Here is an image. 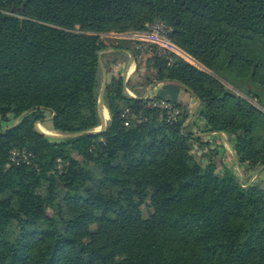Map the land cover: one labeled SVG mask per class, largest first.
Masks as SVG:
<instances>
[{
    "label": "trees",
    "instance_id": "16d2710c",
    "mask_svg": "<svg viewBox=\"0 0 264 264\" xmlns=\"http://www.w3.org/2000/svg\"><path fill=\"white\" fill-rule=\"evenodd\" d=\"M153 21L205 71L130 37ZM125 52L137 80L104 85L93 131L102 69ZM157 83L190 93L238 163L264 164V0H0V264H264V180L198 150L163 89L150 97L175 120L146 106Z\"/></svg>",
    "mask_w": 264,
    "mask_h": 264
},
{
    "label": "crops",
    "instance_id": "0c3cea01",
    "mask_svg": "<svg viewBox=\"0 0 264 264\" xmlns=\"http://www.w3.org/2000/svg\"><path fill=\"white\" fill-rule=\"evenodd\" d=\"M134 70H135L134 60L132 56L126 52L124 54L117 56L115 60L112 61L110 60V62H108L105 67H103L100 92H99L101 98L100 101L98 102V105H99V113L101 116V120L104 124L108 119L106 108L102 104V90L104 85L110 83L111 81L115 80L118 77L122 78L123 83L126 80H128L131 84H134L137 80L134 75ZM165 85L167 86V88L165 89H163L164 86L162 87V84L160 83L149 85L147 87H144V89L141 90V92L139 93H141L142 96L150 97L153 96L157 92V90L163 89L165 97H167L166 95H171L174 99V102L185 106V108L189 113V116L187 118L188 119L190 118V120L186 121V123L191 122V117L194 118L193 116H191V112L192 110H196L198 101L182 87L176 86L175 84L172 83H165ZM124 90L127 93V95L130 97H133L135 95L134 94L135 91L133 90H130L126 87H124ZM199 123L202 124V121H199ZM194 132L195 135L199 137V141L201 142L200 145H203L214 152L212 155L217 154L218 151L219 155H221L220 157L218 156V162L219 161L223 162L227 168H229L227 165L231 163L232 167L236 169L235 171L238 172L242 177V174L240 173V170H238V167L243 169L244 163H238L235 159V156L231 153V150L229 148L232 147V137L230 135L228 134L225 135L224 133H222L226 136L223 139L219 134L220 132H201L197 130H195ZM218 138L220 141L219 144H218ZM194 144L196 147L199 146V143L197 144L194 143ZM227 155L229 159H227ZM216 156L217 155H214L213 157L214 161H216L217 159ZM256 178L262 179L260 177H256Z\"/></svg>",
    "mask_w": 264,
    "mask_h": 264
},
{
    "label": "built area",
    "instance_id": "2783aa9c",
    "mask_svg": "<svg viewBox=\"0 0 264 264\" xmlns=\"http://www.w3.org/2000/svg\"><path fill=\"white\" fill-rule=\"evenodd\" d=\"M130 37L146 41L156 46L160 50H167L186 62H189V60L191 59V57L186 52H184L169 40L166 35V29L161 23H152L147 27L145 32L133 33L130 35ZM146 106L161 110L162 112H164L166 120L170 122H173L179 113V109L176 108L173 103L165 100L164 98L149 97L146 102ZM119 116L122 119L123 125H127L129 120H138L140 118L138 115H136L134 112L129 111L127 108H123ZM17 157H19L18 151L13 150L10 152V160L17 161ZM23 160H25V157L23 158Z\"/></svg>",
    "mask_w": 264,
    "mask_h": 264
},
{
    "label": "rangeland",
    "instance_id": "374dc122",
    "mask_svg": "<svg viewBox=\"0 0 264 264\" xmlns=\"http://www.w3.org/2000/svg\"><path fill=\"white\" fill-rule=\"evenodd\" d=\"M152 23H156L155 21H153V22H149V23H145L144 25H145V28L142 30V31H140V32H145L146 31V29H147V27L150 25V24H152ZM159 23V22H158ZM104 35V34H103ZM105 35H107V36H109V37H123V34H121V33H115V32H110V33H108V34H105ZM147 43V45L148 44H150V43H148V42H146ZM150 45H152V44H150ZM153 46V45H152ZM185 52V51H184ZM143 58V56H141V58H140V61H141V59ZM105 60H106V58H105ZM104 60V61H105ZM187 63H189V64H192V65H194L195 67H197V68H199V69H201V70H204V68L193 58H191L190 60H189V62H187ZM205 71V70H204ZM228 87H230V86H228ZM233 90V89H232ZM234 91V90H233ZM235 92H237V94L238 95H241V96H243L240 92H238V91H236L235 90ZM165 96V95H164ZM166 96H168V97H172L171 95H166ZM244 97V96H243ZM186 109V108H185ZM194 118H191V122H193V127H190V132L192 131V132H194L195 130H197V131H202V128H203V123L201 124V123H199V121H202V120H200L199 118H197L196 116H193ZM196 117V118H195ZM188 120H190V118L188 119H186V121H188ZM14 122V120H9V122H8V124L10 123V124H12ZM6 125H7V123H5ZM35 127H36V129H38V130H40V131H43L44 133H46V134H48V135H52V136H54V135H56L57 136V134L56 133H53V132H50V131H47V130H45V129H43L42 128V126L41 125H39L38 123H35ZM100 127H97V128H95V129H93V131H97L98 129H99ZM223 132H220L219 134L221 135V137L224 139V137H226L225 135H226V133H224V134H222ZM231 136V135H230ZM219 138H218V144H219ZM233 144V143H232ZM195 145V144H194ZM230 150H231V153L235 156V154H234V150H233V148L231 147V148H229ZM198 150H201V152H203V153H205V154H207L208 156H210L211 157V159H213V157H214V155H217L216 157H217V159H216V161H215V165H218V156L220 157L221 155H219V153H218V151H217V154H214V155H212L214 152L213 151H211L210 149H208V148H206L205 146H203V145H199L198 146ZM210 150V151H209ZM220 151V150H219ZM224 154V153H223ZM212 155V156H211ZM227 159H229L228 158V155H227ZM235 159H236V157H235ZM237 160V159H236ZM248 165V164H247ZM245 163H244V166H243V169H241L240 167H238V170H240V173L242 174V177H244L247 181H252V180H254L256 177H260V178H264V164H261V165H258L257 166V164L255 165V166H251L250 167V165H248L247 166ZM229 168H231L232 169V171L235 173V175L237 174V172L235 171L236 169L235 168H233L232 167V165H231V163L230 164H228L227 165ZM219 171V170H218ZM257 179V178H256ZM264 180V179H263ZM37 213L38 212H40V210H37V208H36V210H35Z\"/></svg>",
    "mask_w": 264,
    "mask_h": 264
},
{
    "label": "water",
    "instance_id": "95a60500",
    "mask_svg": "<svg viewBox=\"0 0 264 264\" xmlns=\"http://www.w3.org/2000/svg\"><path fill=\"white\" fill-rule=\"evenodd\" d=\"M100 98H101V95H99V98H98V102L100 101ZM103 125H104V123L102 122V120H101V124H100V128L101 127H103ZM36 128V127H35ZM38 130V129H37ZM39 132H41V133H44L43 131H40V130H38ZM44 134H46V133H44ZM48 135V134H47Z\"/></svg>",
    "mask_w": 264,
    "mask_h": 264
}]
</instances>
